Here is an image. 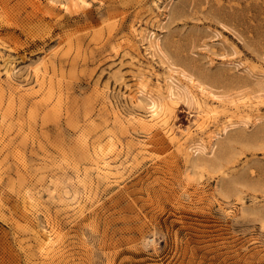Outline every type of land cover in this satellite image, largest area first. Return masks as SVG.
I'll list each match as a JSON object with an SVG mask.
<instances>
[{"label": "rangeland", "instance_id": "374dc122", "mask_svg": "<svg viewBox=\"0 0 264 264\" xmlns=\"http://www.w3.org/2000/svg\"><path fill=\"white\" fill-rule=\"evenodd\" d=\"M0 264H264V0H0Z\"/></svg>", "mask_w": 264, "mask_h": 264}, {"label": "bare ground", "instance_id": "6f19581e", "mask_svg": "<svg viewBox=\"0 0 264 264\" xmlns=\"http://www.w3.org/2000/svg\"><path fill=\"white\" fill-rule=\"evenodd\" d=\"M151 38H152V37H151ZM152 43H153V45L151 44L152 46H159L160 44H159V39H158V37H156V39L154 38V39L152 40ZM159 50H160V48H159ZM161 50H162V49H161ZM174 78H175V77H174ZM175 79H176V78H175ZM141 82H142V81H141ZM172 82H175V81H174L173 79H171V82L169 83V86H170V87H168V88H169V92H168V94H169V97H170V98L174 97V94H175V92H174L175 90L173 91L174 87H173V85H172V84H173ZM175 83H176V82H175ZM175 83H174V84H175ZM178 84H179V83H178ZM178 84H176V87H177ZM144 85H145V84H144ZM174 86H175V85H174ZM179 86H180V85H179ZM140 88H141V87H139V89H140ZM168 88H167V89H168ZM177 88H178V87H177ZM182 88H183V87H182ZM183 90H184V89H183ZM140 91H141V92H144L143 89L140 90ZM167 91H168V90H167ZM185 91H186V90H185ZM144 93H145V92H144ZM144 93H143V94H144ZM147 93H148V92H147ZM147 93H145V95H148V94L150 95V92H149L148 94H147ZM185 93H186V92H185ZM187 94H188V93H187ZM188 95H189V94H188ZM162 96H163V95H162ZM176 96H177V95H176ZM189 96H190V95H189ZM147 97H148V96H147ZM151 97H152V96H151ZM166 97H167V96H166ZM154 98H155V97H154ZM150 99H151V98H150ZM152 99H153V98H152ZM165 99H166V98H165ZM159 104H160V103H159ZM159 104L157 103L156 99H153V101H152V106H151V107H152V116H153L155 119H157V118L160 117V113H161V111H160V110H161V106H160V105H161L162 103H161L160 105H159ZM162 106H163V105H162ZM163 109H164V108H163ZM160 118H161V117H160ZM233 123H235V122H232V121H231V123H229V124H227V125L225 124V126L223 127V129L226 131V130L228 129V126H229V125H232ZM240 124H241V123H240ZM230 127H231V126H230ZM231 129H232V128H230V130H231ZM215 134L218 135L217 132H215ZM214 136H215V135H214ZM214 136H213V137H214ZM200 143H201V142H200ZM196 144H197V143H196ZM201 145H202V144H201ZM204 146H205V145H204ZM204 146H203V147H204ZM199 147H200V146H199ZM201 147H202V146H201ZM201 147H200V149H201ZM214 147H215V146H214ZM198 149H199V148H198ZM198 151H199V150H198Z\"/></svg>", "mask_w": 264, "mask_h": 264}]
</instances>
